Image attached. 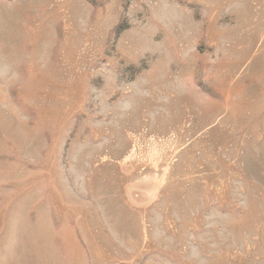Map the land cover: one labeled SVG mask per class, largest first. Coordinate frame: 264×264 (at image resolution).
<instances>
[{"label":"rangeland","instance_id":"obj_1","mask_svg":"<svg viewBox=\"0 0 264 264\" xmlns=\"http://www.w3.org/2000/svg\"><path fill=\"white\" fill-rule=\"evenodd\" d=\"M0 264H264V0H0Z\"/></svg>","mask_w":264,"mask_h":264}]
</instances>
